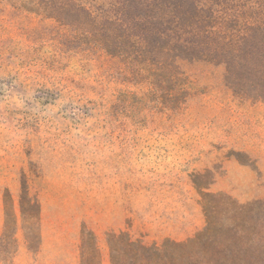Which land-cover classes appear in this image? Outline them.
<instances>
[{"label": "rangeland", "instance_id": "rangeland-1", "mask_svg": "<svg viewBox=\"0 0 264 264\" xmlns=\"http://www.w3.org/2000/svg\"><path fill=\"white\" fill-rule=\"evenodd\" d=\"M117 1L0 0V264L233 245L264 212V79L235 87L132 9L129 34L106 23ZM211 2L264 22V0Z\"/></svg>", "mask_w": 264, "mask_h": 264}, {"label": "trees", "instance_id": "trees-1", "mask_svg": "<svg viewBox=\"0 0 264 264\" xmlns=\"http://www.w3.org/2000/svg\"><path fill=\"white\" fill-rule=\"evenodd\" d=\"M138 1L141 7L147 2ZM188 2L189 0H163L159 7L143 13L134 10L135 0H119L117 4L120 7L116 10V15L107 18L114 20L106 23L114 22L129 34L128 19L123 17L132 9V23L137 21L145 24L151 31L153 27L154 31L159 28L161 37L169 36L167 32L176 28L178 38L175 47L181 52L200 56L199 59L208 62L224 64L229 74L233 75L235 87L242 89V85L246 83L258 85V82H262L264 22H242L241 18L244 16L240 15L237 8L222 6L221 2L193 0L191 5H186ZM158 40L161 42L158 44L161 52L169 49V39ZM263 95L264 92L256 97ZM233 237H239L238 228ZM131 245L128 253L129 264H264V212L256 219L255 232L246 242L225 245L207 240L205 247L195 252H184L181 244H175V248L148 247L140 243Z\"/></svg>", "mask_w": 264, "mask_h": 264}]
</instances>
